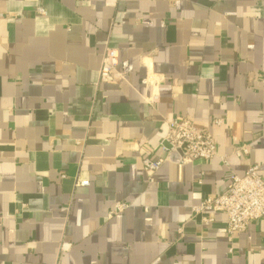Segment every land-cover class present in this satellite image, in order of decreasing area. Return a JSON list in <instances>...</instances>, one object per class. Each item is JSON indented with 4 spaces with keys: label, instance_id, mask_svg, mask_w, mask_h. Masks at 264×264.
Masks as SVG:
<instances>
[{
    "label": "crops",
    "instance_id": "crops-1",
    "mask_svg": "<svg viewBox=\"0 0 264 264\" xmlns=\"http://www.w3.org/2000/svg\"><path fill=\"white\" fill-rule=\"evenodd\" d=\"M107 47L125 80H99ZM184 118L217 158L171 152L147 184ZM252 165L264 179V0H0V264H264V218L228 242L225 214L192 216Z\"/></svg>",
    "mask_w": 264,
    "mask_h": 264
},
{
    "label": "built area",
    "instance_id": "built-area-1",
    "mask_svg": "<svg viewBox=\"0 0 264 264\" xmlns=\"http://www.w3.org/2000/svg\"><path fill=\"white\" fill-rule=\"evenodd\" d=\"M44 13L42 9L38 10ZM119 62L116 50L107 47L102 57L99 80L103 82H117L127 77V64L122 63L118 70ZM146 83V79L142 81ZM157 95H153L151 102H156ZM214 127L223 125L222 119H214ZM167 134L161 145L165 153L162 157H143L142 165L145 182H154L155 173L167 161V155L171 152L180 153V161L184 164L195 160L208 161L217 158L213 136L208 131L198 130L194 121L190 118L169 119L166 121ZM249 154V147L245 144L236 145L233 155L241 158ZM220 162L227 166L224 157H218ZM80 186H88L87 181L77 182ZM130 206L128 203L116 202L113 205L112 214L121 213ZM206 213H223L226 215V237L232 242L235 235L243 233L248 225L264 218V179L261 177L257 166H250L242 176L229 172L226 187L215 196L205 198L199 205L192 207V216H199L203 224L212 221L206 217Z\"/></svg>",
    "mask_w": 264,
    "mask_h": 264
},
{
    "label": "water",
    "instance_id": "water-1",
    "mask_svg": "<svg viewBox=\"0 0 264 264\" xmlns=\"http://www.w3.org/2000/svg\"><path fill=\"white\" fill-rule=\"evenodd\" d=\"M174 153H179L178 151H174ZM180 154V153H179Z\"/></svg>",
    "mask_w": 264,
    "mask_h": 264
}]
</instances>
